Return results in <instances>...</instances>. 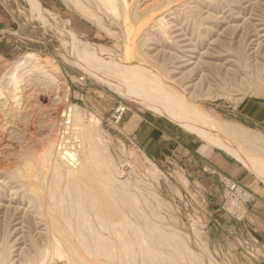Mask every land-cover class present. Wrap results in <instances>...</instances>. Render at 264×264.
Returning <instances> with one entry per match:
<instances>
[{
  "label": "rangeland",
  "instance_id": "374dc122",
  "mask_svg": "<svg viewBox=\"0 0 264 264\" xmlns=\"http://www.w3.org/2000/svg\"><path fill=\"white\" fill-rule=\"evenodd\" d=\"M38 1L57 15L60 28L39 18L28 0H0V264H264V243L249 218L257 196L230 175L202 166L215 177L218 202L201 183H190L182 167L175 172L172 161L160 165L145 156L125 123L143 114L206 141L117 94L63 54L72 32L79 48L106 47L182 89L186 100L211 117L264 137L263 129L236 114L243 100L264 98V0H115V12L103 0ZM30 55L44 66H58L65 103L99 121L102 173L93 175L85 163L83 172L68 174L60 167L58 173L44 154L54 150L62 128L56 125L61 84L31 64ZM118 108L124 109L121 116ZM240 147L264 161L262 147ZM208 169L255 197L242 219L225 209L222 183ZM98 192L129 203L114 208Z\"/></svg>",
  "mask_w": 264,
  "mask_h": 264
},
{
  "label": "bare ground",
  "instance_id": "6f19581e",
  "mask_svg": "<svg viewBox=\"0 0 264 264\" xmlns=\"http://www.w3.org/2000/svg\"><path fill=\"white\" fill-rule=\"evenodd\" d=\"M103 1L109 10L116 11L115 0ZM28 2L32 10L35 11L38 17L45 23L60 28L58 26L59 20L56 14L44 10L38 0H28ZM64 25L66 26V24ZM61 30H63V28H61ZM69 35L72 38L70 49L63 54L72 66L86 72L101 84L109 86L122 97L167 116L171 121L177 123L186 131L196 134L199 138L206 141L207 144L231 153L245 163L248 168L256 173L264 182V161L255 159V157L251 158L240 147L241 143H246L253 147L260 146L264 150V137L250 133L239 125L222 122L211 117L203 110L193 106L188 99L186 100L184 96L186 94L181 91L182 89H176L169 85V81L165 80L162 76L158 75L154 77L151 72L139 67L136 63L129 62V60H120L119 56L115 55L106 47L87 45L84 49L79 48L75 42V35L72 32H69ZM29 58L31 64H35L37 68L40 66V69H42L46 75L48 74L51 80L58 81L61 84L58 98L61 100V103H59L62 104V107L58 110L59 114L56 113L58 114V122H56V125L59 126V123H62V128L58 129V142L56 141V136L54 137L56 142L54 150L50 152V148L46 149L49 150V154H44L49 155L50 159L55 161L58 167V173L60 167H65L68 174L83 172L85 164L92 168V170L89 168L88 171L91 170L93 175L102 173L105 161L100 157L98 153L99 149L96 146L98 143L96 142V137L102 132L99 121H97L93 115H90V119H86L84 112L81 113L80 108L71 106L70 103H65V95L68 92L64 84L65 81L62 77V73L60 69L57 68L58 66L54 68L48 67V65L44 66L40 62V59L34 55H30ZM109 70L111 71L109 73L112 74L108 73ZM151 77L153 80L150 79ZM45 79L47 78L45 77ZM19 83L15 75L13 82L15 86L14 92L20 90L21 87ZM61 112H64L63 116ZM54 133H56V131ZM24 162H21L22 165L25 164ZM88 167H86L85 170ZM99 195L103 198L104 202L113 204L114 208L120 205L125 206L129 203L123 196L117 195V197L114 194L104 192L99 193ZM113 198H115V200L117 199L116 205L115 202L111 200Z\"/></svg>",
  "mask_w": 264,
  "mask_h": 264
},
{
  "label": "crops",
  "instance_id": "0c3cea01",
  "mask_svg": "<svg viewBox=\"0 0 264 264\" xmlns=\"http://www.w3.org/2000/svg\"><path fill=\"white\" fill-rule=\"evenodd\" d=\"M236 114L244 123L264 130V98L243 100ZM125 129L133 136L136 145L145 156L160 165L172 161L175 172L180 171L179 168L182 167L181 171L188 176L190 183H201L210 196H217L218 202L220 194L215 177L203 172L202 166L216 168L251 190L258 200L250 205L249 218L256 229V235L260 236L264 243V186L259 177L246 170V166L213 146L147 115H130L125 123Z\"/></svg>",
  "mask_w": 264,
  "mask_h": 264
},
{
  "label": "built area",
  "instance_id": "2783aa9c",
  "mask_svg": "<svg viewBox=\"0 0 264 264\" xmlns=\"http://www.w3.org/2000/svg\"><path fill=\"white\" fill-rule=\"evenodd\" d=\"M123 111V108H118L116 110L118 115H121ZM208 170L211 173L217 174L219 181H221L222 183L227 203L225 205V209L227 207L229 209V212L231 210L234 217H236L237 219H242L244 217L246 204L254 200L255 197L230 177L224 175L223 173L216 172V170Z\"/></svg>",
  "mask_w": 264,
  "mask_h": 264
}]
</instances>
